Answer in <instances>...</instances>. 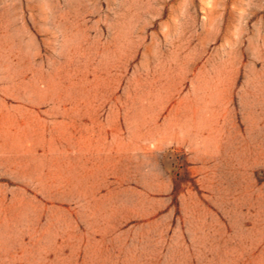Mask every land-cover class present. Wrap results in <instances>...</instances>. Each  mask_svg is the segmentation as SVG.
Here are the masks:
<instances>
[{"label": "rangeland", "instance_id": "rangeland-1", "mask_svg": "<svg viewBox=\"0 0 264 264\" xmlns=\"http://www.w3.org/2000/svg\"><path fill=\"white\" fill-rule=\"evenodd\" d=\"M0 264H264V0H0Z\"/></svg>", "mask_w": 264, "mask_h": 264}]
</instances>
